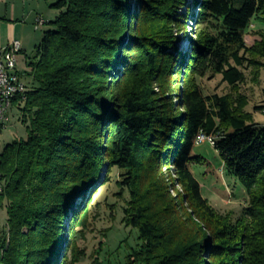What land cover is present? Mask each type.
I'll return each mask as SVG.
<instances>
[{
  "label": "trees",
  "instance_id": "1",
  "mask_svg": "<svg viewBox=\"0 0 264 264\" xmlns=\"http://www.w3.org/2000/svg\"><path fill=\"white\" fill-rule=\"evenodd\" d=\"M187 4L53 0L54 29L13 103L27 137L0 155V264L79 263L90 197L113 169L129 193L123 223L138 234L128 264H264V126L239 90L242 69L264 68V0ZM188 19L195 29L183 53ZM252 23L263 30L249 48ZM215 76L230 94L204 93L200 81ZM201 134L215 138L246 192L236 222L203 198L191 171L203 162L192 154Z\"/></svg>",
  "mask_w": 264,
  "mask_h": 264
},
{
  "label": "rangeland",
  "instance_id": "2",
  "mask_svg": "<svg viewBox=\"0 0 264 264\" xmlns=\"http://www.w3.org/2000/svg\"><path fill=\"white\" fill-rule=\"evenodd\" d=\"M188 6L195 0H187ZM41 2L45 3L44 0ZM50 5L53 0L47 1ZM46 8L49 10L47 4ZM54 16L58 11L52 9ZM187 7H185V11ZM183 8L179 12H182ZM53 17V18H55ZM187 36L177 42L181 52L188 50L190 39L194 33L195 26L192 19L187 21ZM54 29L48 24L47 30ZM263 30L256 23H252L245 35L246 45L250 48L259 42V31ZM179 38L180 35H179ZM262 63L264 60L258 59ZM245 77L240 86V93L248 100L247 112L254 114V122L264 126V114L255 108L264 106V68L255 76L252 69H242ZM206 95L218 94L228 95L232 91L230 87L222 82L221 76L212 79L205 78L200 81ZM9 123L0 128V155L5 147L14 141L27 137L26 126L21 122V112L13 105L8 112ZM193 156L203 159L201 164L191 165V171L201 187V194L207 199L211 207L221 215L231 216L233 222L242 217L247 205V195L237 180L227 174L223 161L218 151L209 142L196 144ZM107 174L104 173V176ZM121 172L113 169L108 173V182L103 176V182L98 185L96 191L91 195V205L88 211L89 224L87 229L77 237L76 243L79 252L85 253L77 264H92L95 257H99L102 264H128V257L133 249L138 246V234L135 230L127 228L123 223L124 208L129 200V193L121 190L118 184L121 181ZM176 191L178 189H175ZM176 193L174 194V196ZM7 212L0 207V234L6 230ZM100 243L103 247L100 249ZM99 254V255H98Z\"/></svg>",
  "mask_w": 264,
  "mask_h": 264
},
{
  "label": "crops",
  "instance_id": "3",
  "mask_svg": "<svg viewBox=\"0 0 264 264\" xmlns=\"http://www.w3.org/2000/svg\"><path fill=\"white\" fill-rule=\"evenodd\" d=\"M41 1L0 0V50L15 42L20 44L17 73L26 86L29 84V79L26 77V74L30 72L29 59L41 43L48 24L56 18L47 0H44L45 3ZM45 4L48 5L49 10ZM38 17L45 21V25L40 28L36 26Z\"/></svg>",
  "mask_w": 264,
  "mask_h": 264
},
{
  "label": "built area",
  "instance_id": "4",
  "mask_svg": "<svg viewBox=\"0 0 264 264\" xmlns=\"http://www.w3.org/2000/svg\"><path fill=\"white\" fill-rule=\"evenodd\" d=\"M44 25L45 21L38 17L36 20L37 28ZM20 51L21 46L18 42L0 50V120H6V126L9 123L8 112L12 108L15 99L18 96L25 95V89H27L17 73ZM204 142H209L210 145L215 146V138L201 134L200 141H197L196 144Z\"/></svg>",
  "mask_w": 264,
  "mask_h": 264
},
{
  "label": "bare ground",
  "instance_id": "5",
  "mask_svg": "<svg viewBox=\"0 0 264 264\" xmlns=\"http://www.w3.org/2000/svg\"><path fill=\"white\" fill-rule=\"evenodd\" d=\"M26 90L27 89H25V93H26ZM5 124H6V120H0V128H3L5 126ZM197 141H200V135L197 137L196 142ZM3 190H4V185L1 181V174H0V192H1V194L3 193ZM1 194H0V196H1ZM0 205H1V200H0Z\"/></svg>",
  "mask_w": 264,
  "mask_h": 264
}]
</instances>
